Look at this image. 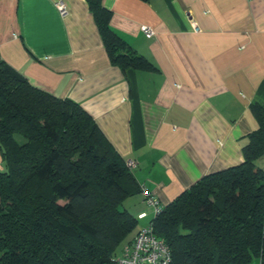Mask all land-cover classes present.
Segmentation results:
<instances>
[{
  "label": "crops",
  "instance_id": "crops-1",
  "mask_svg": "<svg viewBox=\"0 0 264 264\" xmlns=\"http://www.w3.org/2000/svg\"><path fill=\"white\" fill-rule=\"evenodd\" d=\"M102 5L111 29L148 66L111 63L85 0H0V59L34 87L78 103L162 206L203 176L241 164L256 127L249 105H264V0ZM142 25L153 29L150 38ZM123 206L146 213L137 230L153 216L141 194Z\"/></svg>",
  "mask_w": 264,
  "mask_h": 264
},
{
  "label": "trees",
  "instance_id": "trees-1",
  "mask_svg": "<svg viewBox=\"0 0 264 264\" xmlns=\"http://www.w3.org/2000/svg\"><path fill=\"white\" fill-rule=\"evenodd\" d=\"M85 1L111 63L148 66L102 0ZM249 111L256 127L241 164L203 176L156 215L149 207L170 264H264V105ZM0 155V264H114L140 229L123 203L141 184L96 121L1 59Z\"/></svg>",
  "mask_w": 264,
  "mask_h": 264
},
{
  "label": "built area",
  "instance_id": "built-area-1",
  "mask_svg": "<svg viewBox=\"0 0 264 264\" xmlns=\"http://www.w3.org/2000/svg\"><path fill=\"white\" fill-rule=\"evenodd\" d=\"M61 13L64 12V6L58 5ZM141 30L147 38H150L154 32L148 25H142ZM129 168L135 167L134 161H127ZM140 193L144 198L145 204L150 207L153 214L160 211V204L155 195L144 185L140 186ZM146 216L145 212L138 215V218ZM171 255L169 246L161 238L157 237L153 231V226L149 223L142 226L132 242L125 245L120 255L115 257L114 264H170Z\"/></svg>",
  "mask_w": 264,
  "mask_h": 264
},
{
  "label": "rangeland",
  "instance_id": "rangeland-1",
  "mask_svg": "<svg viewBox=\"0 0 264 264\" xmlns=\"http://www.w3.org/2000/svg\"><path fill=\"white\" fill-rule=\"evenodd\" d=\"M152 212V211H151Z\"/></svg>",
  "mask_w": 264,
  "mask_h": 264
}]
</instances>
